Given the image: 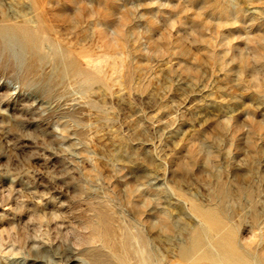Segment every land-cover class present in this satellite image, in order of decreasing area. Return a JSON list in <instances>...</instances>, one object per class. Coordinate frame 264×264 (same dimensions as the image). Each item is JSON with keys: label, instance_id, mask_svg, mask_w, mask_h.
Instances as JSON below:
<instances>
[{"label": "rangeland", "instance_id": "374dc122", "mask_svg": "<svg viewBox=\"0 0 264 264\" xmlns=\"http://www.w3.org/2000/svg\"><path fill=\"white\" fill-rule=\"evenodd\" d=\"M0 264H264V0H0Z\"/></svg>", "mask_w": 264, "mask_h": 264}, {"label": "bare ground", "instance_id": "6f19581e", "mask_svg": "<svg viewBox=\"0 0 264 264\" xmlns=\"http://www.w3.org/2000/svg\"><path fill=\"white\" fill-rule=\"evenodd\" d=\"M223 193H224V192H223ZM207 227H208V226H207ZM190 244H191V243H190ZM185 246L187 247L188 245L186 244ZM188 248H189V247H188ZM185 251H186V250H185ZM188 251H189V249H188ZM187 253H188V252H187ZM187 253H186V254H187ZM140 254H141V253H140ZM144 260H145V259H144ZM145 261H146V260H145Z\"/></svg>", "mask_w": 264, "mask_h": 264}]
</instances>
